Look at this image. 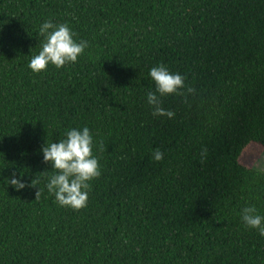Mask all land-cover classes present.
<instances>
[{
	"label": "trees",
	"instance_id": "obj_1",
	"mask_svg": "<svg viewBox=\"0 0 264 264\" xmlns=\"http://www.w3.org/2000/svg\"><path fill=\"white\" fill-rule=\"evenodd\" d=\"M49 20L88 47L36 73ZM160 64L195 89L161 98L173 119L147 103ZM84 127L101 175L74 210L49 193L40 149ZM252 145L264 150V0H0V264H264L242 220L264 216V173L241 164ZM13 172L38 186L16 191Z\"/></svg>",
	"mask_w": 264,
	"mask_h": 264
},
{
	"label": "clouds",
	"instance_id": "obj_2",
	"mask_svg": "<svg viewBox=\"0 0 264 264\" xmlns=\"http://www.w3.org/2000/svg\"><path fill=\"white\" fill-rule=\"evenodd\" d=\"M39 34L44 37L41 51L33 56L29 68L36 73L47 69L49 64L62 68L68 63H76L78 57L84 54L88 47L87 41L77 40L76 34L68 24H55L51 20L42 23ZM150 77L155 82V91L147 93V103L153 108V116L173 119L175 113L162 106V97L167 95H185L194 93L195 89L187 87L185 77L179 73H172L160 64L150 69ZM93 136L89 128H72L65 133V138L52 143H45L40 149L43 162L50 164L56 170L50 177L46 187L49 193L55 196L60 206L80 210L87 207L90 181L99 177L100 164L98 158L93 156ZM208 155L206 148L201 150L200 158L205 160ZM152 159L161 162L164 153L157 150L152 152ZM6 185H11L16 191L26 187L35 188L39 179L34 178L30 183L24 181V175L17 178L16 172L4 179ZM41 189L36 192L38 199ZM242 220L250 228L258 230L264 236V216L257 213L254 206L242 210Z\"/></svg>",
	"mask_w": 264,
	"mask_h": 264
},
{
	"label": "rangeland",
	"instance_id": "obj_3",
	"mask_svg": "<svg viewBox=\"0 0 264 264\" xmlns=\"http://www.w3.org/2000/svg\"><path fill=\"white\" fill-rule=\"evenodd\" d=\"M249 153L253 154V158L250 160L247 159V156ZM241 164L247 168L254 167L258 171H261L264 173V150L263 148L257 145H252L248 147L241 159Z\"/></svg>",
	"mask_w": 264,
	"mask_h": 264
},
{
	"label": "snow or ice",
	"instance_id": "obj_4",
	"mask_svg": "<svg viewBox=\"0 0 264 264\" xmlns=\"http://www.w3.org/2000/svg\"><path fill=\"white\" fill-rule=\"evenodd\" d=\"M253 158V154L252 153H249L248 156H247V159H252Z\"/></svg>",
	"mask_w": 264,
	"mask_h": 264
}]
</instances>
